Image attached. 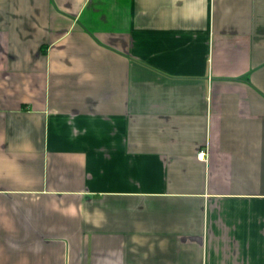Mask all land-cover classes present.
I'll use <instances>...</instances> for the list:
<instances>
[{
  "label": "crops",
  "instance_id": "obj_1",
  "mask_svg": "<svg viewBox=\"0 0 264 264\" xmlns=\"http://www.w3.org/2000/svg\"><path fill=\"white\" fill-rule=\"evenodd\" d=\"M0 264H264V0H0Z\"/></svg>",
  "mask_w": 264,
  "mask_h": 264
},
{
  "label": "built area",
  "instance_id": "obj_2",
  "mask_svg": "<svg viewBox=\"0 0 264 264\" xmlns=\"http://www.w3.org/2000/svg\"><path fill=\"white\" fill-rule=\"evenodd\" d=\"M198 156H199V158L203 159L204 153L203 152H200Z\"/></svg>",
  "mask_w": 264,
  "mask_h": 264
}]
</instances>
